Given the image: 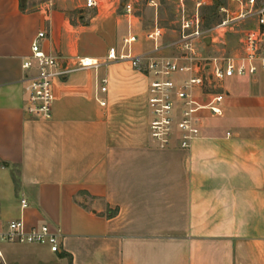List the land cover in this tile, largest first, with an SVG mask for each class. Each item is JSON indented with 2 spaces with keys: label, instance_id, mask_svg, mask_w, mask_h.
<instances>
[{
  "label": "crops",
  "instance_id": "1",
  "mask_svg": "<svg viewBox=\"0 0 264 264\" xmlns=\"http://www.w3.org/2000/svg\"><path fill=\"white\" fill-rule=\"evenodd\" d=\"M123 4L0 0V227L22 220L62 234L55 254L5 244L0 264L14 250L42 264H264V73L220 84L222 116L202 112L189 148L160 149L148 136L150 77L106 60L127 35L137 37L133 56L153 49ZM41 31V49L67 67L75 58L99 64L54 80L49 120L25 113L22 84V60Z\"/></svg>",
  "mask_w": 264,
  "mask_h": 264
},
{
  "label": "built area",
  "instance_id": "2",
  "mask_svg": "<svg viewBox=\"0 0 264 264\" xmlns=\"http://www.w3.org/2000/svg\"><path fill=\"white\" fill-rule=\"evenodd\" d=\"M101 1L84 0L83 9H97ZM238 4L240 10L233 19L227 17L207 32L201 29L198 13L200 3L191 17L184 15L179 38L172 44L179 53L178 57L159 55L161 32L157 27L145 34V39L153 44L151 52L133 56L131 48L137 42L134 35H127L121 40L120 52L114 49L108 52L107 62L127 61L134 70L150 77L147 88L150 114L148 136L158 148L166 149L173 144L181 149L189 148L194 140L200 138L202 112L213 117L222 116L224 95L216 92L220 84L235 77L264 73V0L259 3L256 0H243ZM121 10L123 15L132 16L135 5L132 0L125 1ZM220 12L227 14V10L222 8ZM244 20H254L256 28L245 31L241 56L198 57L196 42L204 40L207 34L219 40L220 34L231 24ZM45 38L44 31L36 34L30 45V56L22 60L21 69L24 71L25 113L30 117L49 120L54 102V80L76 71L96 69L99 64L96 60L75 58L67 67L64 59L41 49V41ZM184 76L187 77L182 78ZM102 83L105 84V81ZM100 91L104 92L105 88H100ZM100 105L104 103L100 102ZM26 207L27 202L21 199L20 208ZM61 239L60 230L46 223L27 228L22 220H15L0 227V245H35L55 254L59 251Z\"/></svg>",
  "mask_w": 264,
  "mask_h": 264
},
{
  "label": "rangeland",
  "instance_id": "3",
  "mask_svg": "<svg viewBox=\"0 0 264 264\" xmlns=\"http://www.w3.org/2000/svg\"><path fill=\"white\" fill-rule=\"evenodd\" d=\"M239 1L243 0H132L136 6L134 15L142 19L143 34L149 33L155 27L159 28L161 32V40L158 43L160 47L159 55L173 58L179 56V53L175 51L172 44L179 38L181 19L184 15L191 17L196 11V5L200 3L201 7L198 9V13L201 29L207 32L223 20H226L227 17L233 19L239 12ZM256 1L259 3L262 0ZM119 2L123 4L124 0H119ZM221 8L227 10V14L221 13ZM118 14H122L120 9H118ZM252 24L253 21L250 20L231 24L232 26L220 34L221 40H218L219 43L211 49H208L211 43L205 45L202 41H199L200 49L197 50L196 54L202 59L219 56L232 57L237 55L241 49L243 32ZM109 29L110 33H112L111 25H105V34ZM172 34H175V37ZM210 38V34L205 36V39ZM105 41L107 42L101 43L94 49L100 53L105 52L109 45V39L107 38ZM7 248L8 246L5 244L0 245L2 252H5ZM2 256L6 264H42L35 261L31 254L19 250L2 253ZM46 264L62 263L53 257Z\"/></svg>",
  "mask_w": 264,
  "mask_h": 264
},
{
  "label": "water",
  "instance_id": "4",
  "mask_svg": "<svg viewBox=\"0 0 264 264\" xmlns=\"http://www.w3.org/2000/svg\"><path fill=\"white\" fill-rule=\"evenodd\" d=\"M204 42H205L206 45H209L210 39H206Z\"/></svg>",
  "mask_w": 264,
  "mask_h": 264
},
{
  "label": "trees",
  "instance_id": "5",
  "mask_svg": "<svg viewBox=\"0 0 264 264\" xmlns=\"http://www.w3.org/2000/svg\"><path fill=\"white\" fill-rule=\"evenodd\" d=\"M59 257H61V256H59Z\"/></svg>",
  "mask_w": 264,
  "mask_h": 264
}]
</instances>
